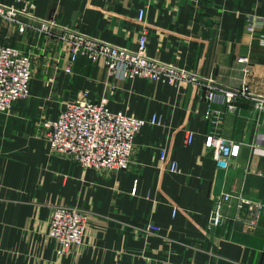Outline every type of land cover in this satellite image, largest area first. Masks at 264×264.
<instances>
[{
  "label": "crops",
  "instance_id": "1",
  "mask_svg": "<svg viewBox=\"0 0 264 264\" xmlns=\"http://www.w3.org/2000/svg\"><path fill=\"white\" fill-rule=\"evenodd\" d=\"M24 30L0 16V43L31 55L29 95L0 112V264H264V27L247 32V17H264V0H0ZM144 9L142 20L138 10ZM47 23L49 29L38 28ZM193 75L179 86L111 75L103 61L70 63L66 33L136 48ZM246 56L247 62L238 58ZM70 66V72L65 68ZM240 89L231 103H209L207 84ZM82 90L113 111L148 120L134 138L126 169H85L50 149L43 119ZM210 109V115L206 112ZM193 132L191 143L184 142ZM213 133L238 143L222 193L263 206L241 221L234 199L210 224L218 166L205 144ZM164 149L165 158H160ZM180 172L169 171L171 161ZM135 191L134 193L132 190ZM88 215L83 243L62 255L48 236L52 207ZM174 210V212H173ZM148 223L158 232L146 229Z\"/></svg>",
  "mask_w": 264,
  "mask_h": 264
},
{
  "label": "built area",
  "instance_id": "2",
  "mask_svg": "<svg viewBox=\"0 0 264 264\" xmlns=\"http://www.w3.org/2000/svg\"><path fill=\"white\" fill-rule=\"evenodd\" d=\"M20 1V0H17ZM13 7L0 4V16H5L8 23L23 31L25 24L20 22ZM144 9L138 10V20H142ZM264 27V17L249 15L247 17V32L253 33L256 28ZM47 32L49 25L41 23L38 28ZM66 41V50L70 63L83 57L91 62L103 61L111 75L121 79L132 80L143 78L155 83L179 86L187 78H195L188 72L174 68L146 55L147 37L143 29L138 37L134 50L92 39L79 33H66L62 36ZM264 45V35L261 38ZM239 62H247L242 56ZM70 72V66L65 68ZM33 74L31 55L8 44L0 43V112L10 110L14 101L24 99L29 95ZM246 88L233 89L220 85L207 84L205 98L209 103H231L237 95H244ZM256 108L264 117V99L256 102ZM210 115V109L206 116ZM161 124V117L152 114L148 120L132 116L122 111L109 109L106 99L93 101L87 97V90H82L78 96L62 103L55 118L43 119L42 126L46 130V139L50 149L72 157L85 169H126L131 161L134 138L140 128L146 123ZM194 137L193 132H187L184 142L189 144ZM205 144L212 151L213 159L218 168L227 169L229 160L238 152V143L216 136L206 135ZM160 158H165L164 149H160ZM169 171L180 172L178 163L171 161ZM134 190L132 192L134 193ZM234 199L235 208L244 211L240 218L242 222L254 221L263 204L243 195L221 193L214 198V206L210 224L217 225L221 220L220 210L223 204ZM174 212V210H173ZM88 223L87 213L78 207L55 205L52 207L48 224V236L55 242V253L62 255L73 246L83 243L85 229ZM146 229L158 232L159 227L148 223ZM139 264V263H132ZM155 264H169L160 261Z\"/></svg>",
  "mask_w": 264,
  "mask_h": 264
},
{
  "label": "water",
  "instance_id": "3",
  "mask_svg": "<svg viewBox=\"0 0 264 264\" xmlns=\"http://www.w3.org/2000/svg\"><path fill=\"white\" fill-rule=\"evenodd\" d=\"M225 174H226L225 168L219 167L216 171L213 189H212V194L215 198L219 197L222 193V187H223Z\"/></svg>",
  "mask_w": 264,
  "mask_h": 264
},
{
  "label": "rangeland",
  "instance_id": "4",
  "mask_svg": "<svg viewBox=\"0 0 264 264\" xmlns=\"http://www.w3.org/2000/svg\"><path fill=\"white\" fill-rule=\"evenodd\" d=\"M61 44L64 46V48H66V41H64L63 39H61Z\"/></svg>",
  "mask_w": 264,
  "mask_h": 264
}]
</instances>
